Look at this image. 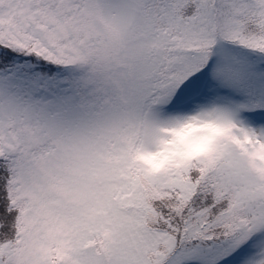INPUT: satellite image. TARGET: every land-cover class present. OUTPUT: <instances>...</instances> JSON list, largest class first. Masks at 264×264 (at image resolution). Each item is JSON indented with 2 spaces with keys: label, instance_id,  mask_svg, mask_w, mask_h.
I'll use <instances>...</instances> for the list:
<instances>
[{
  "label": "snow or ice",
  "instance_id": "snow-or-ice-1",
  "mask_svg": "<svg viewBox=\"0 0 264 264\" xmlns=\"http://www.w3.org/2000/svg\"><path fill=\"white\" fill-rule=\"evenodd\" d=\"M0 264H264V0H0Z\"/></svg>",
  "mask_w": 264,
  "mask_h": 264
}]
</instances>
